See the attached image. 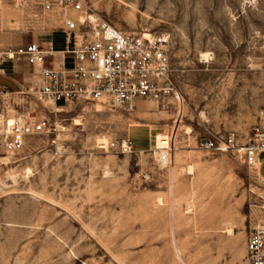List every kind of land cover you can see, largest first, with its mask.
<instances>
[{"label": "rangeland", "instance_id": "1", "mask_svg": "<svg viewBox=\"0 0 264 264\" xmlns=\"http://www.w3.org/2000/svg\"><path fill=\"white\" fill-rule=\"evenodd\" d=\"M41 1L0 0V48L52 34L64 45ZM88 3L122 29L171 32L176 90L131 112L45 101L52 131L16 154L0 148V264H247V232L264 223V166L199 140L234 132L242 147L259 118L264 0Z\"/></svg>", "mask_w": 264, "mask_h": 264}, {"label": "built area", "instance_id": "2", "mask_svg": "<svg viewBox=\"0 0 264 264\" xmlns=\"http://www.w3.org/2000/svg\"><path fill=\"white\" fill-rule=\"evenodd\" d=\"M62 31L63 46L55 37L0 48V75L4 64L31 65L18 87L0 84V148L16 154L33 138L54 128L45 101L62 110L72 103L95 101L109 107L134 110L142 98L160 99L175 92L176 84L169 31H130L105 19H93L88 0H42ZM245 135L242 147L234 132L221 142L202 136L206 150L239 151L250 167L264 163V107ZM247 264H264V223L246 235Z\"/></svg>", "mask_w": 264, "mask_h": 264}, {"label": "crops", "instance_id": "3", "mask_svg": "<svg viewBox=\"0 0 264 264\" xmlns=\"http://www.w3.org/2000/svg\"><path fill=\"white\" fill-rule=\"evenodd\" d=\"M57 32L61 33V35L63 34L61 30H58ZM51 37H55V34H52L51 36H49V38H51ZM22 65H27V64L23 63V64H20L19 66L18 65L14 66L12 64L11 70H8L6 68V74L0 75V84H5L8 87L10 85H14L15 87L13 89L17 88L18 87V82L17 81L20 80L23 77V72L24 71H30V70H26V69H23V70L19 71L18 67H21ZM27 66L31 67L30 64L27 65ZM263 166H264V163H261L260 171L263 170Z\"/></svg>", "mask_w": 264, "mask_h": 264}, {"label": "bare ground", "instance_id": "4", "mask_svg": "<svg viewBox=\"0 0 264 264\" xmlns=\"http://www.w3.org/2000/svg\"><path fill=\"white\" fill-rule=\"evenodd\" d=\"M92 15H95V14H91L90 16L92 17ZM93 19H97V16L96 18H93ZM203 57L204 59L206 60H209L210 59V53H203ZM169 138H168V135L166 134H159L156 138V154L158 155V158L160 160V162L162 163V165H165L167 164V156L166 154L168 155L169 153ZM256 166H257V169L259 167V162H256L255 163Z\"/></svg>", "mask_w": 264, "mask_h": 264}]
</instances>
